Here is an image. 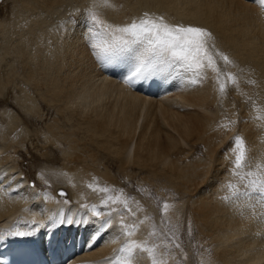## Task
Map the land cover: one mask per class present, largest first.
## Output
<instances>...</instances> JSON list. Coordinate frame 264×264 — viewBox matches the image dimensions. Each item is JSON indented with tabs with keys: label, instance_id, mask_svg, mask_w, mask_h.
Returning <instances> with one entry per match:
<instances>
[{
	"label": "bare ground",
	"instance_id": "bare-ground-1",
	"mask_svg": "<svg viewBox=\"0 0 264 264\" xmlns=\"http://www.w3.org/2000/svg\"><path fill=\"white\" fill-rule=\"evenodd\" d=\"M14 4L10 14L3 11L7 4H0V65L11 61L7 64L9 73H0V77L6 76L0 79V247L29 243L42 254L39 264H115L120 249L130 240L140 243L151 221L141 213L131 217L118 204L98 218L92 217L93 205L100 207V199L87 183L92 175L99 174L115 190L121 189V176L113 173L114 163L100 160V156L106 159L113 155L125 174L124 186L133 183L140 188L133 178L138 169L147 173L143 180L152 183L155 177H162L170 189L187 197L169 203L173 210L170 218L174 220L179 214L176 207L189 203L188 224L196 225L203 244L211 241L214 247L213 258L205 264H264V202L258 193L249 191L252 180L264 179V120L253 114L254 104H248L236 125V105H244L246 99L242 91L231 87L235 100L224 101L230 118L223 124L225 117L216 109L212 111L219 105L218 89L209 81L212 70L207 61L198 74L177 69L174 71L181 74L174 81L170 71L133 85L126 80L128 69L122 62L104 61L97 56L98 49L91 47L110 41L111 31L139 19L151 5L155 11L171 14L172 18H165L170 24L178 21L212 31L218 45L235 54L242 65L257 69L264 81V3L15 0ZM70 7L77 10L73 11L77 13L74 22L64 18L65 9ZM91 15L102 26L92 27L101 33L99 36L86 31ZM54 17L62 18V24L52 25ZM13 83L18 86L15 101L10 95L2 97ZM230 83L229 74H224L220 79L224 91ZM180 87L184 88L181 93L174 92ZM171 92L175 94L171 96ZM189 107L202 112L183 110ZM41 123L46 126V140L36 164L44 159L57 165L63 160V170L52 173L63 182L55 190L65 189L67 195L51 192L53 200L44 193L49 187L40 178L36 180L33 163L12 159L7 150L14 149L17 154L20 150L13 142H4L27 138L28 127ZM237 136L245 148L239 169L234 167L233 151ZM58 146L62 151L55 150ZM156 202L160 204L162 199L158 197ZM61 218L74 223H61ZM109 219L111 227L101 229V223ZM121 222L128 229H122ZM15 231L31 234L9 235ZM81 235L84 239L78 251ZM130 261L150 264L140 248L131 254Z\"/></svg>",
	"mask_w": 264,
	"mask_h": 264
},
{
	"label": "rangeland",
	"instance_id": "rangeland-1",
	"mask_svg": "<svg viewBox=\"0 0 264 264\" xmlns=\"http://www.w3.org/2000/svg\"><path fill=\"white\" fill-rule=\"evenodd\" d=\"M7 4L6 6L3 5L4 2ZM15 0H0V4L3 5V11L7 14H10L12 9L14 8L13 6ZM120 2L122 0H119ZM75 7V6H73ZM73 7H70L66 10L64 18L71 19L72 22H74L75 19H77V13H74L77 10ZM151 7V9H150ZM149 9L144 10L141 13L142 18L145 13L149 14L152 16V14L156 17L162 16L164 19L166 17H171V14H168L165 10H158L155 11L153 6L150 5ZM15 8H19L15 6ZM74 11V12H73ZM129 11V10H128ZM127 11V15L130 13ZM150 11V12H149ZM165 11V12H164ZM159 12V13H158ZM152 13V14H151ZM158 14V15H157ZM173 17V16H172ZM171 17V18H172ZM53 20V21H52ZM76 21V20H75ZM131 20L130 22H132ZM51 24L56 25V24H62V18L59 19L57 17H54L51 19ZM56 22V23H55ZM129 22V23H130ZM54 23V24H53ZM173 24H180L177 22ZM189 24H186V26ZM211 34L212 37L208 39L207 41V46L209 49V52L212 54L213 59L215 61V66H210V69L212 70V77H209L210 83L214 86V88L218 89L217 90V98L219 101V105L214 106L212 108V111L216 109V112L220 113L221 116L225 117L224 121L219 122V124H227L229 123L227 120V111L225 109L224 101H229V102H234L235 98L233 95L234 90L231 89L237 88V91H242V95L246 99V102L243 103L244 105H240V103H237V120L234 122L236 125L239 124L241 121V113L244 111V109L248 108L249 103H253L254 106L252 109L253 114L256 113L257 118L259 117L260 120L263 118L264 120V81L262 77L260 76L259 72H256L257 69H255L251 65H242L237 61V57L235 54H232L229 50L224 48L221 45H218L216 43V36L215 34L208 30ZM223 55H227L229 57L230 62H226L223 60ZM9 56H12V54H9ZM221 57V58H220ZM16 61H20L18 58H16ZM8 62L11 61H4L0 65V73H4V75H7V72L9 73V69L7 64ZM21 63L18 64V68H21ZM213 67V68H211ZM252 67V68H250ZM181 72L185 71L184 69H178ZM256 70V71H255ZM16 71V68H15ZM255 71V72H254ZM179 72V71H177ZM175 71H172L171 74H169L172 78V80H176L178 76H180L181 72L177 73ZM176 73V74H175ZM229 74L231 83L229 87H227V90L224 91L223 89L220 88V79L224 74ZM174 74V75H173ZM258 74V75H257ZM178 75V76H177ZM1 75L0 79L3 80L6 78V76L2 77ZM261 77V78H260ZM202 76L199 77L200 80H202ZM233 78L234 81L233 82ZM239 81V79H241ZM242 83V84H241ZM197 84V82H195ZM236 86V87H235ZM16 87V88H14ZM244 87V88H243ZM18 88L17 84L13 83L10 84L5 91V93L2 95L5 98H8L10 95V99L15 101L14 98V91ZM183 89L184 88H181ZM231 89V90H230ZM249 89V90H248ZM8 91V92H7ZM245 91V92H244ZM13 92V93H12ZM12 96V97H11ZM172 96V94H171ZM262 97V98H261ZM263 99V101H262ZM247 103V104H246ZM249 104V105H251ZM220 108V109H219ZM236 108V107H235ZM258 108V109H257ZM263 108V109H262ZM189 109L190 111H197V112H202L199 109L195 108H185L183 110ZM258 111V112H256ZM261 111V112H260ZM1 112V111H0ZM222 112V113H221ZM263 113L260 114V113ZM261 115L258 116V114ZM2 113H0V121H2ZM32 116V114H30ZM49 118L47 119V121ZM20 121V120H19ZM233 121V120H231ZM49 122V121H48ZM67 122V121H66ZM43 125V126H42ZM30 127V128H29ZM29 136L27 138H23L21 141L20 139L18 140H4V142L9 145L11 142L14 143L16 148H19L20 153L17 154L15 153L14 149H8V154L13 157L12 159H15L19 162L22 160H27L29 162L33 163V166L35 167L34 170V176L37 180V178H40V180L49 187L47 190L44 191L46 197L50 200L54 199V193L55 195L61 194V191L67 195V191L65 189L61 190H55L56 185H62L63 182L60 178H58L53 171H60L62 167V161L54 165L52 163H49L47 161H41V163L36 164V157H42L41 153L43 151L44 147V128L45 123L41 124H35L33 126H29ZM32 128V129H31ZM70 128V127H68ZM24 132H26V127L23 128ZM42 129V130H41ZM20 130L18 129V132ZM69 131V130H66ZM39 136H37V134ZM235 132H233L231 135H234ZM36 136V137H35ZM43 142V143H42ZM19 144H22L19 146ZM50 146V145H49ZM185 148H187L185 146ZM59 149L62 151L61 147H55V150L59 152ZM245 149V148H244ZM104 153V152H103ZM6 154V152H5ZM61 156L63 154L60 152L59 153ZM102 154V153H100ZM100 160L104 161H110L113 162L115 167L113 168V173L120 178L121 176V189L118 191L115 190L116 188H113L112 185L107 184L106 179H103L101 175L94 174L92 175V179H88L87 183L90 185V188L95 191V194L97 195V200L100 199L99 204L100 207H96L97 210L100 212L104 213L107 212V209L112 207L113 204H118L119 209L125 210L131 217H136L141 213L143 216H148V220L151 221V224H149V228L147 229L143 239L140 241V244L144 245L146 248H151L153 249L152 254H150L148 251H144L146 255L148 256V259L150 258V264H153V259L158 262L163 261L164 263H171V264H205L207 260H211L214 256V247L211 241H208L206 243H202V240L199 235V231L196 227L190 226L189 223V210L188 207L189 203L185 202V205L183 208H177L176 207V213H179L176 215V218L174 220H171L170 218V212L173 211L170 209L171 204H174L173 202H178V201H184L185 199L187 200V197L185 195H179L177 191H175L173 188L170 189V186L163 180L162 177H155V181L150 183L148 180H143V177L147 173H141L140 170L137 169V174H134V182L136 185H139L140 188H137L134 186L133 183H130L128 185H123L124 181H122V178L124 180L125 174L120 172V168L118 165H120L119 160H116V157L113 155H107L106 159H103V156H100ZM115 158V159H114ZM62 159V157H61ZM43 162V163H42ZM91 163V162H90ZM98 163L93 164V167H97ZM60 169V170H58ZM136 169V168H134ZM63 170V169H62ZM140 171V172H139ZM55 176H54V175ZM64 174V173H63ZM136 176V177H135ZM57 177V178H56ZM132 178V179H133ZM91 180V181H90ZM97 180V181H96ZM104 181V182H103ZM158 182V185L156 183ZM164 184V185H163ZM123 185V186H122ZM34 186H32L33 188ZM118 188V187H117ZM104 189H107V191H104ZM170 190V191H169ZM48 191V192H47ZM237 190H232L233 193H236ZM251 191V189L249 190ZM52 192V193H51ZM50 193V194H47ZM255 193V192H254ZM257 194V193H256ZM65 195V196H66ZM256 196H260L259 194ZM161 198L162 202L158 204L156 202V198ZM111 198V199H109ZM169 198V199H168ZM169 200V201H168ZM107 202V204L105 203ZM111 203V204H110ZM171 203L169 205V208L167 211L164 210V205ZM111 205V206H110ZM103 210H102V209ZM106 208V209H104ZM178 211V212H177ZM94 213V212H93ZM147 213V215H146ZM92 217H95V214H92ZM97 217V216H96ZM95 217V218H96ZM98 218V217H97ZM193 227V229H190ZM195 229V230H194ZM82 243V242H81ZM178 245V246H177ZM94 247V246H93ZM196 247H198L196 249ZM88 249H90L88 247ZM89 254V253H88ZM204 260V261H203ZM168 261V262H167ZM182 262V263H181ZM212 264V263H210Z\"/></svg>",
	"mask_w": 264,
	"mask_h": 264
},
{
	"label": "snow or ice",
	"instance_id": "snow-or-ice-1",
	"mask_svg": "<svg viewBox=\"0 0 264 264\" xmlns=\"http://www.w3.org/2000/svg\"><path fill=\"white\" fill-rule=\"evenodd\" d=\"M261 2L264 3V0ZM97 26L102 27L98 24L96 16L91 15L89 23L86 25V31H89L92 36H99L100 32L92 31V27ZM108 27L111 29V25ZM110 35V41L92 44L91 47L98 49L96 54L104 61L122 62L128 69L126 80L133 85L144 79L177 69L198 74V71L205 66V61L208 65L215 66V61L207 46V41L212 37V34L203 27L170 24L162 16L153 17L145 13L142 18L117 27L110 32ZM222 58L224 61L230 62L227 55H223ZM233 82H235L234 78ZM220 87L223 89L224 84H221ZM233 151L235 152L234 167L239 169L245 160L243 142L239 136L235 140ZM251 191L258 193L261 201L264 202V179L252 180ZM61 195L66 194L61 192ZM244 195H251V192H245ZM105 203L107 204V202ZM168 207V204H165L164 210L167 211ZM93 211L97 217L103 215L95 205H93ZM60 222L74 223L70 218L67 220L61 218ZM120 226L122 229L129 227L123 222ZM105 227H111L110 219L101 223L100 228ZM30 234L23 231L9 232V235L15 236ZM126 234L132 235L131 231ZM137 248L148 251L150 254L153 252V249L146 248L135 240H130L125 247L120 249L121 256L117 258L115 264H131V254ZM153 264H158L155 258ZM159 264H164V262L160 261Z\"/></svg>",
	"mask_w": 264,
	"mask_h": 264
}]
</instances>
